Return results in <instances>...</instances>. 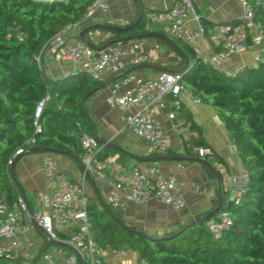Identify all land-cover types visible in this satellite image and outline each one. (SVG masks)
I'll use <instances>...</instances> for the list:
<instances>
[{
  "label": "trees",
  "instance_id": "trees-1",
  "mask_svg": "<svg viewBox=\"0 0 264 264\" xmlns=\"http://www.w3.org/2000/svg\"><path fill=\"white\" fill-rule=\"evenodd\" d=\"M90 1L0 0V196L5 195L10 205L15 202L19 190L10 177L8 159L13 160L17 148H22L17 160L26 154L51 151L80 161L84 153L78 136L80 130L89 132V127L81 100L101 79L92 80L87 72L80 70L46 78L35 56L42 43L63 25L80 19ZM248 2L253 7L252 20L261 35L262 51L255 65L233 73L202 61L180 36L152 29L165 36L159 39L160 44L179 56L173 68L180 73V82L201 102L210 105L224 124L242 171L247 174V183L238 202L227 207L230 226L214 237L204 225L227 193L222 184L223 173L217 168V163L224 164V160L213 150L211 155L197 152L198 147L209 145L202 136L201 127L186 116L187 136L182 135L183 152L176 154V159L198 160L211 179L214 174L205 161L212 163L220 178L221 196L216 194L210 208L177 223L172 229L143 234H137L134 226L125 224L118 211L108 203L102 201L101 205H96L87 201L89 229L102 250L109 247L137 251L144 264H264V0ZM136 18L119 25L122 30L112 29L111 26L118 25L109 23L91 26L86 35L92 29L110 33L109 37L97 42L89 37L94 44L91 47L94 54H99L98 48L112 38L148 32L145 12L137 22ZM200 23L206 31L207 21L200 20ZM87 25L88 22L84 26ZM246 37L249 44L250 37ZM181 50L189 60L185 68H182ZM94 92L88 93L86 99ZM46 96L41 112L35 117L36 105ZM177 111L181 112V105ZM109 150L110 146L104 144L99 158L105 157ZM154 154L158 153L151 155ZM20 189L23 191L21 185ZM196 218L195 224L179 232ZM44 245L28 258L18 254L11 258L0 257V264H53L41 258ZM40 258L42 261L38 263ZM95 264L107 263L100 257Z\"/></svg>",
  "mask_w": 264,
  "mask_h": 264
},
{
  "label": "built area",
  "instance_id": "built-area-1",
  "mask_svg": "<svg viewBox=\"0 0 264 264\" xmlns=\"http://www.w3.org/2000/svg\"><path fill=\"white\" fill-rule=\"evenodd\" d=\"M238 2L242 6L240 20L245 28H249L254 24L253 7L248 0ZM107 7V0H91L80 19L63 25L56 34L42 43L35 59L40 64L43 54L56 55L63 50V57L85 64L91 79H100L104 72L122 75L120 80L110 86L106 103L118 109L134 108L131 112L121 114L119 121L137 138L147 142L152 149L165 150L169 145L170 133L161 128L156 114L168 107L166 111L171 120V129L184 132L187 130L186 123L173 121L182 99L189 97L193 102L201 101L188 86L180 82L181 75L177 71H161L150 79L127 72L128 67L140 64L147 58L142 52V42L138 39L114 43L100 50L97 55L82 40L78 38L68 40L67 34L82 27L98 10H106ZM159 19L166 22L172 34L180 36L193 48L197 47V40L209 32V37L222 51L205 53L201 48L194 49L202 61L217 68L225 55L240 52L248 45L244 31L233 32L227 25L211 30L207 28L205 31L194 12L192 0H171L170 7ZM190 20L197 24L190 26ZM122 85L127 86L122 89ZM47 98L48 96L36 105L35 117L41 112ZM76 125L79 127V124ZM78 140L84 150L81 158L84 173L97 171L102 177L113 178L115 191L106 197V203L113 208H124L131 202H143L150 198L175 210L185 207L180 182L173 175L160 173L154 164L145 168L138 165L116 168L115 156L98 158L103 144L89 132L80 130ZM196 150L200 155L212 154L209 146L198 147ZM21 151L22 148H17L14 156ZM11 162L12 159H8V163ZM40 165L47 187V193L39 192L40 208H30L20 194L16 196L12 205L6 201L5 195L0 196V240H8L6 245L0 243V257L11 258L16 255L15 250L19 246L18 226L25 220L27 230L39 228L49 240L59 242L60 245L56 249L58 254L66 253L65 247L61 245L71 249L72 252L65 255L68 264H95L102 255V249L96 244L89 229L87 197L82 183L74 182L62 173L58 169L56 159L48 153L42 156ZM246 183L247 174L242 170L223 174L222 184L225 190L234 192V196L229 200L230 204L238 202ZM227 202L228 200L222 203L214 215L204 222L214 237L231 224ZM58 231H62L63 236H59ZM110 251L115 256L126 254L123 248ZM42 258L53 262L48 251L42 253Z\"/></svg>",
  "mask_w": 264,
  "mask_h": 264
},
{
  "label": "crops",
  "instance_id": "crops-1",
  "mask_svg": "<svg viewBox=\"0 0 264 264\" xmlns=\"http://www.w3.org/2000/svg\"><path fill=\"white\" fill-rule=\"evenodd\" d=\"M107 4L106 10H98L85 21V23H89L87 26H98L105 23L119 26L137 16L139 9L142 8L146 15V29L148 31L154 32L152 29L156 28L167 34H172L166 22L159 19L161 14L170 7L171 0H107ZM192 4L194 12L198 15L199 23L200 20H206L208 29L227 25L232 28L233 32L244 31L250 37V43L244 50L223 57L219 66L220 70L233 73L256 64L262 51L260 45L261 35L256 23L249 28L244 27L243 22L240 20L242 6L238 0H192ZM147 18H150L151 22H147ZM85 23L82 27L67 34L68 40L77 39L79 31L86 27L84 26ZM189 24L195 26L197 23L190 20ZM208 33H205L202 39L197 40V47L194 48H201L205 53L221 52L222 49L212 41ZM153 34L155 37H150L151 34L140 39L142 52L147 58L140 64L128 67L127 72L150 79L156 77L161 71L176 70L173 66L179 61V56L166 45L160 44L159 39L163 38L157 35L160 33L154 32ZM87 35L97 42L109 37L110 33L101 29H92ZM62 53L63 50L56 55L43 54L40 65L46 78L61 77L79 70L87 72L83 62H73L63 57ZM119 76L118 74L104 72L101 75L100 83H106V85L94 90L93 95L85 100L89 133L95 136L103 145L108 144L110 146V150L103 158L115 156L114 166L116 168L117 166L128 167L130 165L145 168L154 164L160 173L171 174L180 182V192L185 201V207L181 210H175L154 198L143 202H131L124 208H114L118 211L124 223L134 226L136 230L146 233H161L172 229L177 223L185 222L194 215L210 208L213 198L216 194L219 195L217 183L215 178L211 179L206 176L198 160L172 158L183 152L182 135L187 136V130L184 132L172 130L171 120L168 118L166 110H161L156 114L161 128L170 133L169 145L165 150L152 149L147 142L137 138L119 121L121 114L131 112L134 109H118L110 107L106 103L110 86L121 79ZM125 86L127 85H122L121 88L123 89ZM186 116L191 117L201 127L205 142L215 154L224 160V164L217 163V168L223 174L242 170V164L232 139L210 105L203 102H193L191 98L185 97L181 101V112L177 111L173 121H184ZM153 152L158 154L151 155ZM45 153L56 159L58 169L62 173L66 174L72 181L82 183L89 203L101 205V202H106V197L115 191L113 178L102 177L97 171L84 173L82 161L76 160L75 157L51 151L30 153L16 160L13 167V174L23 188L22 194H19L26 199L30 208H40L39 192L47 193L40 165L41 158ZM191 184L195 185L192 186ZM228 197L226 193L223 203L230 200ZM25 225L26 221L23 220L18 226L19 246L15 250L16 254L25 258L31 257L45 244L43 252L48 251L50 253L53 260L50 263L68 264L65 255L72 252L69 247L64 248L65 255L58 254L56 249L60 245L59 242L55 241L48 244L47 242L52 240H49L39 228L27 230ZM58 232L59 236H63L62 231ZM7 242V239L0 240V243L4 245ZM110 250L109 247L102 250L101 259L107 264H144L137 251L125 249V255L115 256L111 254Z\"/></svg>",
  "mask_w": 264,
  "mask_h": 264
},
{
  "label": "water",
  "instance_id": "water-1",
  "mask_svg": "<svg viewBox=\"0 0 264 264\" xmlns=\"http://www.w3.org/2000/svg\"><path fill=\"white\" fill-rule=\"evenodd\" d=\"M142 13H143V10H142V8H140V9H139V12H138V15H137V18H136V20H135V22H137V21L140 19ZM135 22H134V23H135ZM147 22H151L150 18H149V19L147 18ZM90 27H91V26H86V27H84L83 29H81V30L79 31V33H78L77 36H78V38H79L80 40H82L83 42H85L89 47H93L94 44L92 43L91 39L86 35V32L89 30ZM111 27H112V29H115V30H122V27H120V26H111ZM153 33H154V32L148 31V32L143 33V34H131V35H127V36L120 37V38H112V39L106 41V42H105L101 47H99L98 49H99V50H103L104 48H107V47H109L110 45H112V44H114V43H123V42H125V41H129V40H133V39H138V38H140V37L150 36V35L153 34ZM157 35H158L159 37H164V36H162L161 34H157ZM181 54L184 56V64H183V67H182V68H185V67L189 66V60H188V58L185 56V54H184V52H183L182 50H181ZM190 66H191V64H190ZM172 71H177V70H172ZM105 85H106V83H100V84H98L94 89H92V90L86 92V93L82 96V100H81V102H82L83 111H84V113H85V116H86L87 121H88V117H87L86 110H85V100H86V96L88 95V93H90V92H92V91H94V90H96V89H98V88H100V87H103V86H105ZM92 136H93V135H92ZM94 137H95V136H94ZM95 138H96V137H95ZM18 156H19V154H17V155L14 156V158H13V160H12V162H11V166H10V168H9V174H10V177H11V179L13 180L15 186L18 188L19 193L22 194V191H21V189H20L19 182L16 180L15 176L13 175V166H12V163H14V162L17 160ZM172 158L176 159L177 156H173ZM205 163L207 164V166H209V168L212 170V172H213V174H214V178H215V181H216V183H217L218 194H219V196H221V193H220V186H221V183H220V178H219V176H218V174H217V168H216L212 163H210V162H208V161H205ZM221 204H222V201L220 200L219 204L213 209L212 213L216 212V211L219 209V207L221 206ZM228 205H230V201L227 202V206H228ZM114 219H115L116 221H118V219H116V217H114ZM197 220H198V218H196V219H194V220H192V221L186 223V224L183 226V228H182L179 232H182V231H184L186 228H188L189 226L195 224ZM123 228H124V227H123ZM135 232H136L137 234H143L142 231L135 230Z\"/></svg>",
  "mask_w": 264,
  "mask_h": 264
},
{
  "label": "rangeland",
  "instance_id": "rangeland-1",
  "mask_svg": "<svg viewBox=\"0 0 264 264\" xmlns=\"http://www.w3.org/2000/svg\"><path fill=\"white\" fill-rule=\"evenodd\" d=\"M227 195L229 196L228 198L232 199V197L234 196V192L233 191H228ZM42 258V257H41ZM40 258V261H38V263H40L42 261V259ZM8 264H11L10 262Z\"/></svg>",
  "mask_w": 264,
  "mask_h": 264
}]
</instances>
